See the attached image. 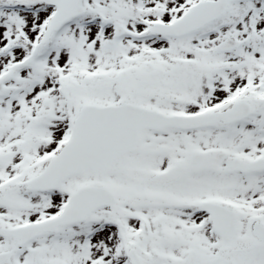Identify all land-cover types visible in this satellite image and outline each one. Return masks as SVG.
Instances as JSON below:
<instances>
[{
	"label": "snow or ice",
	"instance_id": "6c2138e0",
	"mask_svg": "<svg viewBox=\"0 0 264 264\" xmlns=\"http://www.w3.org/2000/svg\"><path fill=\"white\" fill-rule=\"evenodd\" d=\"M0 264H264V0H0Z\"/></svg>",
	"mask_w": 264,
	"mask_h": 264
}]
</instances>
